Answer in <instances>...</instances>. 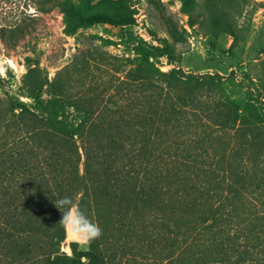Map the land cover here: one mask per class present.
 I'll use <instances>...</instances> for the list:
<instances>
[{"label": "rangeland", "instance_id": "374dc122", "mask_svg": "<svg viewBox=\"0 0 264 264\" xmlns=\"http://www.w3.org/2000/svg\"><path fill=\"white\" fill-rule=\"evenodd\" d=\"M31 4L0 44V264H89L55 206L82 198L88 143L96 264H181L211 208L264 264V0Z\"/></svg>", "mask_w": 264, "mask_h": 264}, {"label": "trees", "instance_id": "16d2710c", "mask_svg": "<svg viewBox=\"0 0 264 264\" xmlns=\"http://www.w3.org/2000/svg\"><path fill=\"white\" fill-rule=\"evenodd\" d=\"M33 1L0 0V44L8 41V35L11 36L9 38L12 40L11 43H15L19 35L18 32L22 31L24 19H33L34 17L32 12H29ZM43 10L46 9L43 8ZM83 122L82 119L80 124L71 130L64 128L65 123L57 128L72 136L77 133L76 131L79 130ZM90 147L89 143L85 146L88 153L84 162L85 173H78L80 182L75 186V192L82 190L80 192L82 198L79 201L72 198L83 211L86 198L89 195V174L87 175V173L91 165L88 152V149L91 150ZM140 181L143 186L147 184L144 180ZM189 217H186L187 224H181L180 234H177L176 239V246L180 249L177 253V259L180 260L181 264H244V225L242 220H234L231 213H221L218 209L214 210V208H211L205 214L194 215L193 219H189ZM57 235L61 240L65 235V230L59 227ZM97 245V240L90 245V252H88L90 256L89 264L99 262ZM59 253L54 259V264H66L62 261V255ZM173 258L170 254L167 262Z\"/></svg>", "mask_w": 264, "mask_h": 264}, {"label": "clouds", "instance_id": "9594fccd", "mask_svg": "<svg viewBox=\"0 0 264 264\" xmlns=\"http://www.w3.org/2000/svg\"><path fill=\"white\" fill-rule=\"evenodd\" d=\"M61 212L60 225L65 232L71 231L75 242L82 247H89L93 241L102 236V229L93 222L71 197H63L55 202Z\"/></svg>", "mask_w": 264, "mask_h": 264}]
</instances>
